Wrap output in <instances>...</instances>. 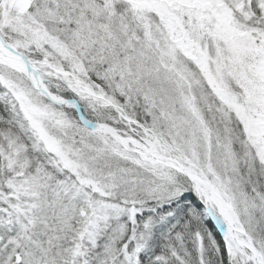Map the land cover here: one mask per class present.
Returning <instances> with one entry per match:
<instances>
[{"label":"snow or ice","instance_id":"1","mask_svg":"<svg viewBox=\"0 0 264 264\" xmlns=\"http://www.w3.org/2000/svg\"><path fill=\"white\" fill-rule=\"evenodd\" d=\"M0 264H264V0H0Z\"/></svg>","mask_w":264,"mask_h":264}]
</instances>
